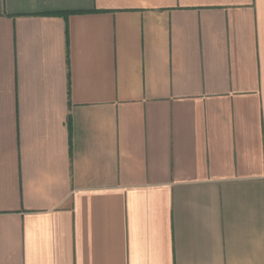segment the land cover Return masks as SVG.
Instances as JSON below:
<instances>
[{"label": "crops", "instance_id": "obj_1", "mask_svg": "<svg viewBox=\"0 0 264 264\" xmlns=\"http://www.w3.org/2000/svg\"><path fill=\"white\" fill-rule=\"evenodd\" d=\"M0 264H264V0H0Z\"/></svg>", "mask_w": 264, "mask_h": 264}, {"label": "trees", "instance_id": "obj_2", "mask_svg": "<svg viewBox=\"0 0 264 264\" xmlns=\"http://www.w3.org/2000/svg\"><path fill=\"white\" fill-rule=\"evenodd\" d=\"M92 11H97V10H81V11H67V12L66 11H56V12H46V14H61V15L65 16V17H68L71 13H86V12H92ZM68 30H69V28H68V25H67V29H66L67 34L69 32ZM67 44H68L67 45V52H68L67 53V57H69V40H67ZM68 60H69V58H68ZM69 84H70V81H69ZM68 92L70 94V92H71V85H69Z\"/></svg>", "mask_w": 264, "mask_h": 264}]
</instances>
